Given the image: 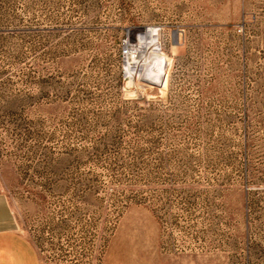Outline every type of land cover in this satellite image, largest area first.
I'll return each mask as SVG.
<instances>
[{
  "label": "rangeland",
  "instance_id": "374dc122",
  "mask_svg": "<svg viewBox=\"0 0 264 264\" xmlns=\"http://www.w3.org/2000/svg\"><path fill=\"white\" fill-rule=\"evenodd\" d=\"M2 201L39 264H264V0H0Z\"/></svg>",
  "mask_w": 264,
  "mask_h": 264
},
{
  "label": "crops",
  "instance_id": "0c3cea01",
  "mask_svg": "<svg viewBox=\"0 0 264 264\" xmlns=\"http://www.w3.org/2000/svg\"><path fill=\"white\" fill-rule=\"evenodd\" d=\"M0 264H39L36 248L23 234L12 228L7 207L0 203Z\"/></svg>",
  "mask_w": 264,
  "mask_h": 264
},
{
  "label": "built area",
  "instance_id": "2783aa9c",
  "mask_svg": "<svg viewBox=\"0 0 264 264\" xmlns=\"http://www.w3.org/2000/svg\"><path fill=\"white\" fill-rule=\"evenodd\" d=\"M127 48H128V47H125V51H124V53H123V56H124V57H127V51H126Z\"/></svg>",
  "mask_w": 264,
  "mask_h": 264
},
{
  "label": "bare ground",
  "instance_id": "6f19581e",
  "mask_svg": "<svg viewBox=\"0 0 264 264\" xmlns=\"http://www.w3.org/2000/svg\"><path fill=\"white\" fill-rule=\"evenodd\" d=\"M160 61V60H159ZM160 65V64H159ZM152 75V74H151ZM157 77H158V73L156 74L155 78H154V81L157 80Z\"/></svg>",
  "mask_w": 264,
  "mask_h": 264
}]
</instances>
